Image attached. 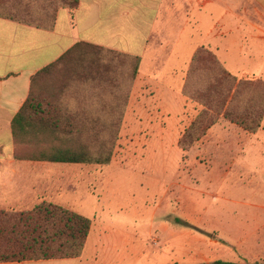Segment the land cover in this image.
Segmentation results:
<instances>
[{
	"label": "rangeland",
	"instance_id": "rangeland-1",
	"mask_svg": "<svg viewBox=\"0 0 264 264\" xmlns=\"http://www.w3.org/2000/svg\"><path fill=\"white\" fill-rule=\"evenodd\" d=\"M50 3L57 2L0 0V15L42 19ZM209 12L193 28L184 13L159 25L166 39L149 41L140 79L133 62L109 52L98 55L108 64L100 71L97 52L85 49L41 80L39 91L61 101L84 136L91 132L92 148L97 135L111 139L118 131L111 163L89 166L64 193V204L107 234L89 264H264V123L250 134L220 120L190 150L179 146L201 110L180 89L191 57L198 45L217 43L207 34L218 11ZM126 44L115 37L107 50L141 57L120 51ZM259 53L235 57L229 67L218 58L237 77L264 79Z\"/></svg>",
	"mask_w": 264,
	"mask_h": 264
},
{
	"label": "crops",
	"instance_id": "crops-1",
	"mask_svg": "<svg viewBox=\"0 0 264 264\" xmlns=\"http://www.w3.org/2000/svg\"><path fill=\"white\" fill-rule=\"evenodd\" d=\"M211 9L218 15L207 35L217 43L205 42L196 50L203 45L215 49L227 67L233 66L235 57L259 56V50H264V0H81L75 10H59L52 30L0 17V209L28 211L44 201L69 208L63 203L67 181L82 180V173L88 172L85 164L14 157L12 121L27 100L31 79L38 71L80 41L111 48L112 40L122 36L127 44L120 51L141 56L140 79L149 41L154 36L166 39L163 22L166 25L184 13V25L193 28ZM138 47L144 54H139ZM106 238L104 227L95 220L79 258L0 264H89L99 258L100 244L104 245Z\"/></svg>",
	"mask_w": 264,
	"mask_h": 264
},
{
	"label": "trees",
	"instance_id": "trees-1",
	"mask_svg": "<svg viewBox=\"0 0 264 264\" xmlns=\"http://www.w3.org/2000/svg\"><path fill=\"white\" fill-rule=\"evenodd\" d=\"M56 2L45 6V18L42 19L0 17L52 30L59 10H75L81 0ZM85 49L97 52L98 64L103 67L100 71L106 72L108 64L98 55L109 52L133 62V76L139 74V56L107 50L85 41L76 43L57 61L32 77L30 94L12 121L16 159L88 166L111 163L118 131L111 135V139H101L97 135L99 146L92 148L89 145V138L93 137L91 132L84 136L81 133L84 126L80 127L75 118L66 116L61 101H51L39 91L44 77ZM181 92L201 107L179 140L184 152L206 137L220 120L228 121L250 134H256L263 127L264 79L233 75L209 48L199 46L193 54ZM25 150L31 151L26 155ZM92 225L91 218L47 201L28 211L0 209V263L79 258L85 250ZM212 264L240 263L217 260Z\"/></svg>",
	"mask_w": 264,
	"mask_h": 264
}]
</instances>
